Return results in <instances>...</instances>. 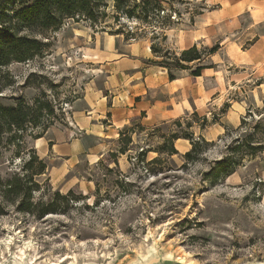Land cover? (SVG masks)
Segmentation results:
<instances>
[{"label": "rangeland", "instance_id": "374dc122", "mask_svg": "<svg viewBox=\"0 0 264 264\" xmlns=\"http://www.w3.org/2000/svg\"><path fill=\"white\" fill-rule=\"evenodd\" d=\"M107 2L108 17L101 23L68 20L47 36L49 48L41 54L0 67L2 105L12 106L18 98L32 105L34 99L42 98L53 107L52 116H44L37 127L26 130L28 148H33L30 136L41 133L47 122L52 121L48 128L70 127L72 103L91 82L105 39L115 36L117 30L125 42L145 41L150 50L154 48V63L162 56L169 63L183 51L185 39L195 37V30L213 21L217 28L211 38L194 45L199 50L218 45L216 53L227 78L241 75L226 50V45L239 46V30H231L236 26L234 15L232 24H227L231 31L219 25L225 10L230 16L239 0H136L145 4V11L138 10L132 18L120 16L118 21L114 19L112 0ZM158 2L160 8L155 6ZM258 32H264V27L245 33L242 48L251 44L253 33ZM210 56L204 57L200 65L215 67L209 62ZM194 65L190 64L191 70ZM176 71L171 68V73ZM257 73H262L261 67ZM259 88L264 92V77L250 78L248 83L240 81L229 88L219 108L211 112L209 119L204 117L206 126L203 118L192 115L180 121V129L175 121L148 128L139 120L131 121L120 131L131 138L125 154L118 151L123 147L119 132L106 142L103 156L95 163L81 155L68 172L58 174L55 168L62 166L64 159L49 157L50 169L46 167L44 174L34 178L39 190L31 193V209L38 211L51 203L56 192L64 196L72 191L80 200H57V213L41 218L19 212L17 202H3L6 208L0 216V264H13L23 257L34 264H166L180 262L177 259L181 264H264V153L243 160L226 179L211 184L205 178L212 161L223 156L233 138L242 131H252L257 123L264 125V101H251V92ZM235 101L241 104L239 125L210 131L209 126L219 122L216 115L225 114ZM242 118L245 125L240 127ZM187 122L195 138L201 136L213 143L208 151L197 161L187 163L183 154L190 145L185 140L174 142L177 155H159L156 150L163 145V136L184 131ZM14 151L13 147L0 151L1 181L24 174L22 168L28 156L23 152L15 157ZM155 158L160 163L149 166L147 163ZM152 168H162L163 172L153 173Z\"/></svg>", "mask_w": 264, "mask_h": 264}, {"label": "crops", "instance_id": "0c3cea01", "mask_svg": "<svg viewBox=\"0 0 264 264\" xmlns=\"http://www.w3.org/2000/svg\"><path fill=\"white\" fill-rule=\"evenodd\" d=\"M230 14L225 10L219 25L227 32L239 30V46L232 48L226 45V50L227 53L230 51L231 62L239 68L241 75L236 77L234 74L229 79L220 66L218 52L209 57V62L215 67L204 65L206 68L199 77L193 79L190 70H177L173 73L174 79L169 80L167 70L154 63L150 46L145 41L128 43L118 35L107 37L105 47L98 50L101 61L92 69L95 73L91 82L86 85L81 97L72 103L70 127L53 125L41 138L32 141L31 147L46 164L47 170L50 169L49 157L64 159L63 165L55 168L58 174L68 172L79 162L81 155L86 161L95 163L103 156L106 142L113 140L134 120H139L143 127L148 128L182 121L194 114L209 119L211 112H215L227 97L229 88L240 81L248 83L250 78L262 79L264 32L253 33V41L246 48H242L241 38L251 30L264 27V0H239V5ZM232 15L236 26L228 30L227 24L233 22ZM215 27L217 25L212 21L201 30H195L197 35L185 39L183 50L199 44V41L207 42ZM259 67L262 68L261 74L257 73ZM255 92H251L253 104L264 101L263 90L259 88ZM240 106L239 101L232 102L229 111L216 115L219 122H212L214 124L209 126V130L225 131V125L237 127L242 114Z\"/></svg>", "mask_w": 264, "mask_h": 264}, {"label": "trees", "instance_id": "16d2710c", "mask_svg": "<svg viewBox=\"0 0 264 264\" xmlns=\"http://www.w3.org/2000/svg\"><path fill=\"white\" fill-rule=\"evenodd\" d=\"M158 1V0H157ZM115 21L118 17L124 16L132 18L139 10L145 11V4L136 3V0H112ZM156 8H160L159 2L155 3ZM108 8L107 0H0V67L7 66L13 62L21 63L31 60L49 48L50 33L58 31L68 20H85L92 24L101 23L108 17L105 12ZM120 34L119 30L115 31ZM47 40V42H43ZM219 50L218 45L211 48L199 50L197 45L180 52L179 56H173L168 63L167 57L157 64L167 69L169 80H173L171 68L175 70H191L190 64L194 69L190 71V76L195 79L201 75V71L206 68L200 65L204 57L215 54ZM153 54H157L151 48ZM159 57V56H158ZM171 67V68H169ZM44 96V95H43ZM45 112V113H44ZM45 114V115H43ZM52 105L42 98L34 99L32 105L25 103L21 98L15 99L12 106H5L0 103V151L13 147L15 157L21 153H26L28 158L23 165L21 176L7 181L0 180V216L4 214L5 203H16L19 212L36 214L39 218L47 214L57 213L54 202L62 200L65 202H78L80 199L75 197L72 191L64 196L56 192L53 194L55 200L46 204L38 211H34L29 204L31 193L39 190V184L34 180L35 177L45 173L46 164L38 157L35 150L28 148L25 138L29 127H37L44 116H52ZM194 117H197L195 114ZM206 126V119H201ZM242 118L240 127L245 125ZM52 125V121L43 125L41 133L32 137V140L43 136L46 129ZM175 125L180 129L181 123L175 121ZM190 123H185L184 131H172L169 135H164L163 145L156 150L159 155L171 157L177 155L174 142L178 139L189 141L190 149L183 154L185 162H195L204 155L212 142H207L203 137L195 138L193 133L188 131ZM239 129V128H238ZM231 140L226 146L223 156L212 161L205 178L213 184L217 179H226L234 173L243 160L253 159L257 155L264 153V125L257 123L252 131H242ZM119 140L123 147L119 148L120 154H125L126 147L131 143L130 137H125L123 132L119 134ZM141 152L143 157L145 153ZM160 159L155 158L149 161V166L160 163ZM143 162V161H141ZM151 172L162 173V168H152ZM18 200V201H17ZM64 213V211H60Z\"/></svg>", "mask_w": 264, "mask_h": 264}, {"label": "bare ground", "instance_id": "6f19581e", "mask_svg": "<svg viewBox=\"0 0 264 264\" xmlns=\"http://www.w3.org/2000/svg\"><path fill=\"white\" fill-rule=\"evenodd\" d=\"M26 248V247H25ZM177 260H179L180 262H182L180 259H177ZM13 264H34V262L33 261H25V258L23 257V258H18V259H16L14 262H13ZM187 264V263H186Z\"/></svg>", "mask_w": 264, "mask_h": 264}, {"label": "water", "instance_id": "95a60500", "mask_svg": "<svg viewBox=\"0 0 264 264\" xmlns=\"http://www.w3.org/2000/svg\"><path fill=\"white\" fill-rule=\"evenodd\" d=\"M166 264H181V263L180 262H177V261H175V262L169 261Z\"/></svg>", "mask_w": 264, "mask_h": 264}]
</instances>
